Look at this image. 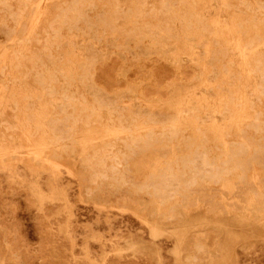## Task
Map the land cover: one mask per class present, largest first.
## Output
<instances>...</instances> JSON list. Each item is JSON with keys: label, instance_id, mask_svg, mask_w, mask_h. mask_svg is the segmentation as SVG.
<instances>
[{"label": "rangeland", "instance_id": "obj_1", "mask_svg": "<svg viewBox=\"0 0 264 264\" xmlns=\"http://www.w3.org/2000/svg\"><path fill=\"white\" fill-rule=\"evenodd\" d=\"M0 264H264V0H0Z\"/></svg>", "mask_w": 264, "mask_h": 264}, {"label": "bare ground", "instance_id": "obj_2", "mask_svg": "<svg viewBox=\"0 0 264 264\" xmlns=\"http://www.w3.org/2000/svg\"><path fill=\"white\" fill-rule=\"evenodd\" d=\"M42 1V0H41ZM37 6V5H36ZM38 6H39V4H38ZM38 6H37V8H38ZM66 6V5H65ZM36 16V15H35ZM40 16V15H39ZM66 17V16H65ZM38 20V19H37ZM40 117V116H39ZM46 117V116H45ZM36 125V124H35ZM46 130H48V129H46ZM45 131V130H44ZM44 133V132H43ZM2 147V146H1ZM39 149V148H38ZM40 152V151H39ZM35 153V152H34ZM43 154V153H42ZM52 166V165H51ZM55 166V165H54Z\"/></svg>", "mask_w": 264, "mask_h": 264}]
</instances>
